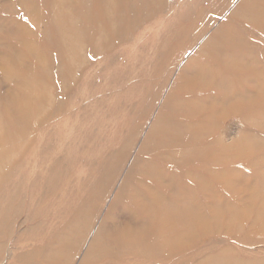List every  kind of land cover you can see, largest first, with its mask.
Here are the masks:
<instances>
[{
	"label": "rangeland",
	"instance_id": "obj_1",
	"mask_svg": "<svg viewBox=\"0 0 264 264\" xmlns=\"http://www.w3.org/2000/svg\"><path fill=\"white\" fill-rule=\"evenodd\" d=\"M109 1L115 5L112 28L131 32H111L100 18V0H0V105L20 104L24 94L14 87L29 65L33 76L40 73L37 67L42 70L46 84L40 88L51 96L34 119L22 120L21 127L31 129L14 157V164H22L7 174L0 199L11 232L0 240V264H264V28L254 25L255 7L264 0ZM67 26L80 29L81 42L62 41ZM212 42L237 51L235 67L243 68L226 70L225 87L260 92L233 108L217 106L224 113L215 114L212 134L199 128L168 139L161 132L163 116L187 122L184 103L195 105L198 97L208 103L225 90L194 83L196 70H223L217 64L226 54L207 46ZM6 55L23 64L13 66ZM203 113L193 121L207 120ZM18 127L10 124L4 132L14 137ZM150 139L173 145L161 154L157 143L143 156ZM43 145L51 159L63 162L54 192L42 185L50 166L36 165ZM146 163L166 177L148 174ZM169 178L178 195L168 187ZM93 185L98 190L88 201ZM154 191L165 209L171 196L191 208L150 214L160 205L152 206ZM126 211L132 224L126 223ZM10 214L14 222L8 226ZM147 217L149 229L142 220ZM140 220L146 228H138ZM156 223L162 225L159 236L150 234ZM102 226L106 239H114L116 229L130 239L106 250L99 242ZM139 241L149 242L151 252L141 245L138 254L120 255ZM62 244L63 251L53 253Z\"/></svg>",
	"mask_w": 264,
	"mask_h": 264
},
{
	"label": "bare ground",
	"instance_id": "obj_2",
	"mask_svg": "<svg viewBox=\"0 0 264 264\" xmlns=\"http://www.w3.org/2000/svg\"><path fill=\"white\" fill-rule=\"evenodd\" d=\"M142 2V4H147V5H151L152 3H156L159 0H144V3L142 0H140ZM163 1V0H162ZM100 2H102L104 5L101 11V16L100 18L103 19V21H107L110 25L109 28H111V32H115L114 34L117 35V32H124V34H127L129 32H131V27L127 28H123V27H119L116 29H113L112 27L114 26V22H113V18L111 17V11L115 8V5H109L108 2H110L109 0H100ZM256 10V17L254 18V25H258L260 27L264 28V6H258L255 7ZM146 11V10H145ZM144 11V12H145ZM143 12V13H144ZM142 13V14H143ZM52 14H56V10L55 8L53 9V11L50 12V15ZM141 15V14H140ZM248 18H252V15H248ZM98 19V18H97ZM78 29V31H77ZM98 32V36H103L104 35V29L101 28V30H97ZM68 36H61V39L63 42L67 43L70 41V39H72V42H74V44H78V42H81V33L80 29L74 28L73 26H67V32ZM108 33V32H106ZM123 34V35H124ZM39 35L44 38L45 37V32H39ZM122 35V36H123ZM218 37H221V34H219ZM215 42H212V44H208V47H217L220 52L225 53L226 55H224V58L222 60L223 64H217L218 66H220L222 69H217V70H212V69H205V70H196L194 73V80L196 84H198V86L200 88H206L207 86H212V87H224L225 90L222 91H218L221 93H218V98H213L211 100H208L209 102H211V105H207V102H204L202 100H204L203 98H197L194 100L193 104L195 105H190V103H184V108L182 109V116L183 118L188 117L191 118L188 119L187 122L184 121V123H181V119H178V123H174L173 119L168 116L165 118H161L162 123L166 124V126L163 128L164 130H162V134L165 135L166 138L170 139L172 136L170 135H174L176 134L177 137L179 136V138H182L183 132L185 133H189V134H197V131H199L198 129L201 128L202 129V133H205L203 135L207 136V132L212 134V132L214 131V129L216 128L217 124H218V118H215V114H223L224 112L220 109H217V106H224V105H228L226 108L228 107H232V106H238L239 104H241L243 102L244 97H246V99H251L253 96H257L258 93L260 92V89L257 90L256 94H248L247 90H241L239 92L231 90L230 86L229 87H225L224 83V77L225 74L227 73L226 70L228 69H243V68H237L235 67L237 63L240 62V59L236 58V56L234 54H236L237 51H226L224 50L220 45H214ZM89 52L92 53L91 49L88 50ZM247 52L249 53V49H247ZM5 60L9 61H13V66H17L22 65V60L17 56V57H11V56H7ZM231 64V65H230ZM75 65V63H73V66ZM33 66V65H32ZM31 65L27 66L28 68H26V66H24V68L22 67L23 71L26 70L27 75L25 74H20L19 77H21V82L16 85L14 87L15 91L18 93L20 90L21 94H24L23 99L21 100L20 104L18 103L16 105L15 109L12 108H8L5 107V105H0V123H1V127H0V199L2 197V191L4 190V188L6 187V185H8L9 181L7 179V174L11 173V171H13L15 169V167L19 166L20 164H22V162L19 163V161H17L15 164L14 162L16 161L14 158L15 156H17L20 152L19 148H21V143L22 140L25 139L26 135L28 134L29 130L31 129V126H29L27 128L26 127H21L22 125V120L24 121L25 118H28L29 121H31L32 119H34L39 113H41L43 106L45 105V103H48V100L51 96H50V92L46 91L44 92L43 90H41L40 87L45 86L46 81L43 79L44 77H42V70L39 69L37 67V69L35 70V74L38 73L40 71V73L37 75H34L32 73H30V69L32 68ZM228 66V67H227ZM39 70V71H37ZM7 73L9 74L10 72L7 71ZM16 77V75L11 73V76ZM48 82V81H47ZM47 90V89H46ZM51 91V90H50ZM39 92V93H38ZM20 94V95H21ZM223 94V95H222ZM2 97V96H0ZM214 100V101H212ZM178 103L181 105L180 101L178 100ZM233 108V107H232ZM3 110V111H1ZM204 111L202 117H205V119L201 122L200 120H197L199 122H194L193 119L194 117H196L200 112ZM180 116L178 115V118ZM17 123V125L19 126L18 129H15L16 135L14 137H11L10 135H6V133L4 132L5 129L4 127L10 124H15ZM45 125V124H44ZM21 127V128H20ZM159 130V129H158ZM184 136V135H183ZM56 137V135H55ZM197 137V136H196ZM191 138H194V136H191ZM52 139V138H51ZM170 141V140H169ZM57 142V141H56ZM157 143H159V140L157 139H150L147 142V145L150 148H143L141 151L142 154L144 156V153L147 152L149 149H154L157 146ZM187 144V143H186ZM161 145L163 146V148H157V152L164 154V151H162L164 148H166V146H170L173 145V143L168 142V141H164L163 143H161ZM186 148V145L184 144L182 146V149ZM39 154L40 155V160L36 163L37 168L38 169H42L45 166H50V171L48 173V175H46V178L44 179L45 181L42 182V185H44V188H48L49 190H51V192H54L57 189L58 183L61 179V174L58 172V168H60V165L62 166L63 162H61V160H54L51 159V155L53 153H51L50 151L46 153V146H39ZM229 148H226V150ZM228 151V150H227ZM50 153V154H49ZM43 156H42V155ZM171 157H175V154H171ZM181 162V160H180ZM66 163V162H65ZM14 164V165H13ZM145 168V171L148 172V174L152 175L153 177H156L158 179H164L166 177V175H164L163 171L160 169L159 166L157 165H149L148 163L143 165ZM25 166H23L24 168ZM95 173V172H94ZM64 178V177H63ZM59 180V181H58ZM63 180V179H62ZM175 179H171L169 178L167 180V184L168 187L170 189H172L174 187L175 189V193L178 195L177 190H176V183ZM195 188V187H194ZM98 190V186H94L93 185V189L92 191H90V195H88V201L92 199V196L97 192ZM143 191V190H140ZM135 193V191H134ZM52 194V193H50ZM154 196L152 198V206L155 205L157 202L160 204L157 207L154 208V210L150 211V214H155L157 212L158 216H170V215H175L177 213H187L188 210H190V206L191 203H187L186 201H182L180 202V200L175 196H171L169 197V202H168V207L166 208L168 210V212H166V209L162 206V204H165L166 201L164 200V198L162 197L161 194H159L157 192L154 191ZM189 194V193H188ZM45 195L42 196V199H45ZM122 196H119V199ZM7 202L8 204L13 200L14 197L12 196H7ZM5 199V200H6ZM41 199V200H42ZM240 200V199H239ZM17 202V201H16ZM212 203V202H211ZM7 205V204H4ZM161 206L163 208H161ZM154 207V206H153ZM161 208V209H160ZM181 208H183L182 210H180ZM241 208V207H238ZM9 211H10V207H9ZM125 216H126V223H130L132 224L134 222L132 215L130 214V212H124ZM111 215V214H110ZM110 215L108 216V218L110 217ZM141 215V213H138V216ZM148 216V214H147ZM149 217L142 219L145 223L148 224V229L151 228L149 227L150 221L148 220ZM231 218V217H230ZM8 220V212L4 209V207L0 206V240L4 238V234L7 233H11L10 229L6 228V221ZM10 225L13 224L14 219H13V215L10 214ZM141 222V220H140ZM254 222V221H253ZM164 223V221H163ZM91 223H88V227H90ZM105 226V225H104ZM104 226H102L100 228V232H101V236L99 238V242L100 244L103 245L104 249L108 250L110 249L111 246H118L120 247V245L126 241L127 239H130V234H126L124 236L123 231H120L119 229H116L114 232V239H106L105 233H104ZM147 226H145V224L143 222L138 223V228L143 229L146 228ZM162 227V225H158L157 223L154 224V228L151 231L150 234L155 233L156 235H158L160 228ZM88 229V228H87ZM126 230L128 231L129 229L126 228ZM139 233V232H138ZM141 235V234H139ZM137 235V236H139ZM105 236V237H104ZM159 236V235H158ZM151 236H149L148 234L146 235V238H149ZM65 242V241H64ZM149 242H146L145 244L143 243H139L136 245V247H130L128 249V251L126 249H121L120 250V255H125V253H130V254H138L140 253V248L141 245H144L148 251H150V247L146 244H148ZM112 248V247H111ZM63 244L60 247H56L53 248V253H57L59 254V252L63 251ZM4 250V245L0 244V256L2 254ZM151 252V251H150ZM28 263L30 264H34L31 260H27Z\"/></svg>",
	"mask_w": 264,
	"mask_h": 264
}]
</instances>
